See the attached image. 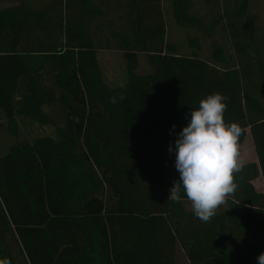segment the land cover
<instances>
[{"label": "trees", "instance_id": "16d2710c", "mask_svg": "<svg viewBox=\"0 0 264 264\" xmlns=\"http://www.w3.org/2000/svg\"><path fill=\"white\" fill-rule=\"evenodd\" d=\"M11 1L18 5L0 9V111L15 141L0 156V229L28 264H178V252L188 264H257L264 252V210L256 209L264 192L254 185L264 182L263 90L243 85L235 69L178 53L152 0H120L125 28L109 19L100 39L90 33L104 16L94 0H53L63 23L51 20L42 0ZM170 7L177 25L200 24L192 0H170ZM246 9L242 0L233 16ZM109 44L126 63L115 86L103 81L96 56ZM139 52L149 72H136ZM217 92L226 97L225 123L241 128L240 150L249 133L254 159L233 174L227 209L202 222L184 208L186 198H168L179 178L168 147L190 108ZM19 120L53 131L17 140ZM4 237L0 264H15Z\"/></svg>", "mask_w": 264, "mask_h": 264}, {"label": "rangeland", "instance_id": "374dc122", "mask_svg": "<svg viewBox=\"0 0 264 264\" xmlns=\"http://www.w3.org/2000/svg\"><path fill=\"white\" fill-rule=\"evenodd\" d=\"M45 6L49 7L51 20L64 22V12L59 7L53 5V0H42ZM120 0H94V5L101 7L104 16L101 19L96 18L90 27V33L99 34V39L107 35L109 23L112 20L118 25V28H125L128 16L126 7L122 4V10L116 7L123 1ZM193 14L199 19L200 24L197 27H182L177 25L171 17L170 0H152L151 5L157 4L161 11L162 22L164 24V39L167 42L174 43L178 53L190 55L196 53L200 58L220 69H235L242 77L243 85L252 86V89H262L264 99V87L260 88L262 81L259 74L264 75V0H246L247 9L240 17L233 16L238 12L242 0H192ZM17 2L11 0H0V9L16 7ZM239 13V12H238ZM103 20V21H102ZM107 20V22H106ZM151 20V19H150ZM103 23L99 25L97 22ZM215 21L214 28L210 25ZM106 22V23H105ZM149 22V21H148ZM147 22V23H148ZM77 23L76 27H80ZM201 28L209 29V35H204ZM97 44V42H96ZM99 69L103 81L109 86L120 84L125 79L126 63L122 52L118 49L108 46H102L96 52ZM150 71L147 58L144 53H137L136 72L146 73ZM245 71V76L243 74ZM263 73H262V72ZM4 118L0 111V144L4 143V130L1 119ZM6 123V122H5ZM2 126V127H1ZM17 140L32 141L36 137L52 133L49 126H41L33 121H17L15 126ZM7 135V134H6ZM10 138V137H9ZM8 140V139H7ZM12 142L15 141L12 138ZM1 148V147H0ZM254 159V150L249 133L241 145L240 164ZM255 187L264 192V182L261 179L254 181ZM231 197L228 194L224 202L215 210L227 209V200ZM0 205L5 210L4 203L0 197ZM183 206L186 210L193 211L191 202L187 199ZM242 210H247V205H241ZM264 210V203L256 208ZM13 227V226H12ZM5 239L11 249L15 264H28L26 258L20 253V246L11 240L10 234H4ZM178 264H188L183 255L177 253Z\"/></svg>", "mask_w": 264, "mask_h": 264}, {"label": "clouds", "instance_id": "9594fccd", "mask_svg": "<svg viewBox=\"0 0 264 264\" xmlns=\"http://www.w3.org/2000/svg\"><path fill=\"white\" fill-rule=\"evenodd\" d=\"M225 99L218 92L200 99L185 114L187 124L168 147V152L174 153V168L179 177L173 182L168 198L173 201L186 198L191 202L192 214L202 222L209 221L215 209L234 191L233 174L241 168V128L236 122L225 123ZM256 261L264 264V252Z\"/></svg>", "mask_w": 264, "mask_h": 264}, {"label": "crops", "instance_id": "0c3cea01", "mask_svg": "<svg viewBox=\"0 0 264 264\" xmlns=\"http://www.w3.org/2000/svg\"><path fill=\"white\" fill-rule=\"evenodd\" d=\"M6 121H5V119L4 118H2L1 119V124H2V126H3V132H4V137H6V138H4V143H1L0 144V156H2V155H4L6 152H7V150L9 149V147L11 146V143H12V137H11V135H10V133L7 131V129H6V123H5ZM1 126V127H2ZM7 134V135H6ZM0 135H1V133H0ZM10 137V138H9ZM8 139V140H7ZM4 231L3 230H1L0 229V234L1 235H4ZM6 234V233H5ZM8 234V233H7Z\"/></svg>", "mask_w": 264, "mask_h": 264}]
</instances>
